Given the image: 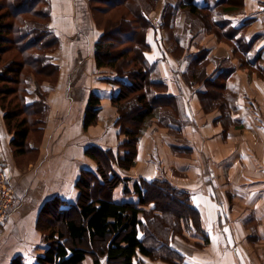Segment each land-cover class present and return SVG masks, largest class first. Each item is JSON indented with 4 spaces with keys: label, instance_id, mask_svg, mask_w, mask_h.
<instances>
[{
    "label": "crops",
    "instance_id": "0c3cea01",
    "mask_svg": "<svg viewBox=\"0 0 264 264\" xmlns=\"http://www.w3.org/2000/svg\"><path fill=\"white\" fill-rule=\"evenodd\" d=\"M219 1L192 0L191 4L199 12L204 10L212 23H226L228 33L231 27L246 23L245 30L235 37L243 36L254 45L250 52H243L244 57L260 52L261 58L252 69L240 65L228 43L202 30L200 19L182 8L187 4L181 0H156L150 10L157 29L148 33L150 48L145 56L157 65L167 93L180 98L187 123L174 132L152 118L140 137L135 166L128 171L118 168L117 173L132 181L170 182L187 193L193 213L178 227L182 233L170 239L171 247L184 256L182 263L144 258L143 264H264V0H244L237 10L217 4ZM49 3L50 28L60 41L50 59L59 67V76L56 84L45 86L48 108L43 140L37 159L27 170L19 167L13 154L11 135L0 109V170H6L14 191L13 208L0 227V264H10L15 257L24 264H35L36 257L46 249L45 236L36 227L43 204L56 196L68 204L75 203L80 173L96 169L85 149L97 146L117 150L123 139L115 126L116 109L110 102L118 87L106 81L112 77L111 71L97 69L94 63V46L101 30L95 24L89 0ZM165 15L171 29L174 24L177 33L186 34L192 52L205 48L209 56L230 59L235 65L227 81L225 107L221 104L203 110L198 93L205 87L181 79L185 61H178L171 52L175 40L172 37L169 41L161 26ZM195 31L201 34L191 38ZM93 93L100 102L98 120L84 129V115ZM123 189V184L118 185L111 199L136 204L138 198L123 195ZM154 207L150 203L145 209ZM140 221L145 224L141 215ZM139 237H143L141 230ZM82 264H93L91 257Z\"/></svg>",
    "mask_w": 264,
    "mask_h": 264
},
{
    "label": "trees",
    "instance_id": "16d2710c",
    "mask_svg": "<svg viewBox=\"0 0 264 264\" xmlns=\"http://www.w3.org/2000/svg\"><path fill=\"white\" fill-rule=\"evenodd\" d=\"M181 1L187 4L182 8L200 19L202 30L228 43L240 65L252 69L261 58L260 52L244 57L243 52H250L254 45L252 41L246 42L243 36L235 37L240 30H245L246 23L238 28L231 27L228 33L226 23L217 20L212 23L204 10L199 12L191 4L192 0ZM89 2L95 24L101 30L94 46V63L97 69H109L112 77L106 81L118 87L110 102L116 109L115 126L123 139L117 150L97 146L85 149V155L95 162L96 169L80 173L75 184L78 191L75 203L68 204L56 196L43 204L36 227L45 236L46 249L36 257L35 264H82L88 256L93 264H103L104 258L106 264H143L144 258L182 263L184 256L171 247L170 239L182 233L178 227L193 213L187 193L166 180L132 181L117 173L118 168L128 171L135 166L140 137L152 118H158L160 124H166L164 126L174 132L187 123L180 98L167 93V84L156 78V64L149 63L145 56L150 48L148 33L157 29L150 17L156 0ZM243 2L220 0L217 4L237 10ZM50 8L49 0H0V109L16 158L38 152L30 134L43 132L48 108L45 94L47 87L56 84L59 76V67L50 59L60 42L50 28ZM168 11L167 7L165 13ZM168 21L169 16L165 15L161 26L169 41L172 37L175 40L172 54L178 61H185L184 79L189 85L201 83L205 87L198 93L203 110H211L210 104L225 107L227 81L235 65L230 59L209 56L205 48L192 52L186 34L177 33L174 24L171 29ZM199 34L201 31H195L191 38ZM8 50L13 55L8 62L3 61ZM210 62L216 69L207 73ZM8 96H16L15 111L8 109L5 101ZM99 105V97L91 94L84 115V129L97 123ZM158 110L162 111L158 113ZM121 184L123 195L133 194L138 198L136 204L111 199L112 191ZM150 203L155 205L154 209L146 210ZM162 208L168 212H161ZM155 210L161 214H155ZM140 215L145 224L140 221ZM205 241L207 244L208 236ZM10 264L24 263L20 257H15Z\"/></svg>",
    "mask_w": 264,
    "mask_h": 264
},
{
    "label": "rangeland",
    "instance_id": "374dc122",
    "mask_svg": "<svg viewBox=\"0 0 264 264\" xmlns=\"http://www.w3.org/2000/svg\"><path fill=\"white\" fill-rule=\"evenodd\" d=\"M100 7H102V9H103V6H100ZM111 13H113V11L111 12ZM101 27H102V22H101ZM12 55H13V52L11 51V50H8L7 51V53H6V55H4L3 57H2V59H3V61H9V59L12 57ZM219 58V57H218ZM156 66V69H157V65H155ZM107 69V68H106ZM214 69H216V65L213 63V62H210L209 64H208V66H207V69H206V72L207 73H210V72H212ZM216 71V70H215ZM156 72H157V74H156V78H158V79H160V80H162L161 79V75H160V72H159V70H156ZM42 79H44V78H41L40 80H42ZM181 79L185 82V83H188L185 79H184V77H183V73L181 74ZM44 80H47V79H44ZM49 81V80H48ZM163 81V80H162ZM201 83H199V88L201 87ZM202 88V87H201ZM198 88H196V90H197ZM203 90H204V88H203ZM46 95V94H45ZM6 103L8 102V104H9V106H8V109L9 110H12V111H15L14 110V108L16 107V105H17V100H16V96L15 97H13V96H8L7 98H6ZM210 106L212 107V105L210 104ZM209 106V107H210ZM213 108V107H212ZM162 110H158L157 112L158 113H160ZM20 118V117H19ZM150 124H149V122H148V124L145 126V130H146V128H148V126H149ZM43 132H31V134H30V139H31V142L34 144V145H36V146H39L41 143H42V140H43ZM38 144V145H37ZM38 152L37 153H35V154H33L32 152H30V153H27L26 155H24L23 157H17V159L19 160V162H18V164H19V167L22 169V170H27V168L29 167V165L31 164V163H33V162H35V160L37 159V157H38ZM30 163V164H29ZM163 210H166V209H164V208H162ZM166 211H168V209L166 210Z\"/></svg>",
    "mask_w": 264,
    "mask_h": 264
},
{
    "label": "built area",
    "instance_id": "2783aa9c",
    "mask_svg": "<svg viewBox=\"0 0 264 264\" xmlns=\"http://www.w3.org/2000/svg\"><path fill=\"white\" fill-rule=\"evenodd\" d=\"M14 204V191L9 185L6 170H0V226L8 218Z\"/></svg>",
    "mask_w": 264,
    "mask_h": 264
}]
</instances>
